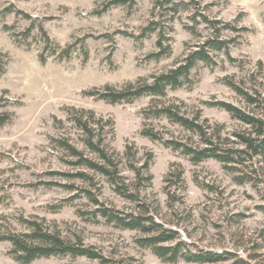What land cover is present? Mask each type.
Wrapping results in <instances>:
<instances>
[{
  "label": "rangeland",
  "instance_id": "374dc122",
  "mask_svg": "<svg viewBox=\"0 0 264 264\" xmlns=\"http://www.w3.org/2000/svg\"><path fill=\"white\" fill-rule=\"evenodd\" d=\"M106 1L0 0V113L9 116L0 124V224L20 231L23 226L18 224V217L34 215L44 218L48 225L56 224L63 234L80 236L84 244L129 264H205L164 262L135 244L138 232L116 228L101 219H86V214L78 216V210L92 209L78 189L41 184L81 186L77 179L68 177L75 168L53 138L69 137L81 148L80 132L66 120L65 109L84 108L113 120L114 135L108 143L115 151L122 152L131 143L139 158L152 154L151 186L141 194L150 203L155 219L176 230L187 249L232 252L264 264V160L257 161V182L236 184L220 162L208 159L192 163L178 151L140 135V111L150 103L151 96L112 104L84 93L106 85L121 88L128 82L149 80L171 68L208 35L209 28L201 16L218 19L238 28L223 32L226 38L235 40L229 48L235 62L230 63L223 52L212 53L215 65L199 62L181 87L168 89L160 100L183 102L189 115L200 110L211 123H222L224 132L230 135L239 127L238 122L224 110L203 102L220 100L245 107L242 99L224 85L225 77L246 86L253 80L261 81L264 87V76L257 72L260 61L264 74V0H184L188 3L180 6L171 23L170 52L159 59L148 58L157 50L155 33L141 43L119 33L113 35L117 30L138 33L151 17L154 0H136L132 6L121 4L101 11ZM188 26H194L197 33ZM40 27L50 42L44 40ZM100 34L112 37H95ZM68 45H72V51L65 56L62 50ZM144 123L164 135H176L180 130L165 119ZM178 169L183 172L182 192L168 175ZM123 174L131 176L127 169ZM95 181L101 201L118 208L133 207L102 177L96 176ZM166 184L182 196L181 203L174 201L171 207L166 206ZM8 249L9 244L0 241V264H21L7 254ZM232 260L223 264H232ZM28 264L99 263L84 257L51 256Z\"/></svg>",
  "mask_w": 264,
  "mask_h": 264
},
{
  "label": "trees",
  "instance_id": "16d2710c",
  "mask_svg": "<svg viewBox=\"0 0 264 264\" xmlns=\"http://www.w3.org/2000/svg\"><path fill=\"white\" fill-rule=\"evenodd\" d=\"M135 1L108 0L103 4L101 11L121 4L132 6ZM189 1L196 2L195 0ZM187 3L184 0H154L151 17L138 33L117 30L113 35L119 33L141 43L150 34L155 33L157 50L149 54L148 58L159 59L166 56L170 52L171 23L181 9L180 6ZM195 17L193 16V19ZM201 18L209 28L208 35L188 49L171 68L152 75L149 80L143 78L128 82L121 88L106 85L103 89L93 88L84 93L112 104L151 96L150 103L140 111L143 120L141 136L156 141L173 151H178L192 163L208 159L220 162L223 169L231 174L236 184L255 183L257 172L260 169L257 161L258 159L264 160L263 82L256 83L253 80L250 86H246L243 82H236L230 77L222 79L224 85L242 99L245 107L220 100L203 102L206 106L224 110L231 119L238 122L239 127L230 135L224 132L222 123H211L202 116L200 110L189 115L183 109V102L160 100L165 97L168 89L181 87L188 80L191 70L199 62L208 66L215 65L212 53L223 52L230 63L235 62L229 54V48L235 40L226 38L223 32L228 29L238 31V28L231 23L218 19L212 20L204 15ZM187 29L194 34L197 33L194 26H188ZM30 30L28 28L27 32L29 33ZM40 32L44 40L50 42L42 27H40ZM95 37L111 38L112 34L111 36L100 34ZM71 51L72 45L62 50L65 56H69ZM257 68L258 74L264 76L263 65L260 61L257 62ZM253 79H256V76ZM65 113L66 120L79 130L82 147L79 148L69 137L65 136L53 138V141L71 159L69 163L75 168V172L68 177L77 179L81 186L57 184L56 182H42L41 184L59 185L71 190L78 189L79 193L92 205V209L87 212L78 210V216L86 214V219L89 218L96 222L101 219L105 224L116 228L138 232L134 238L135 244L149 249L164 262L223 264L233 259L232 264H256L249 260L250 256L238 257L232 252L187 249L185 242L178 240L176 230L165 227L155 219L150 203L141 194L142 190L151 186L152 174L149 172V167L152 154L148 153L145 159L139 158L137 148L131 143L126 144L122 152H117L110 147L108 140L114 135V122L111 118L105 119L96 115L93 110L84 108L66 107ZM8 118V114L0 113V124L6 122ZM148 119H165L180 130L176 135L174 132L164 135L150 124L144 123ZM181 132L185 134H180ZM192 137H195V140H192ZM124 169L130 172V177L123 174ZM182 174V169L168 173L173 177L170 181L180 185L181 192L185 189ZM96 176L102 177L116 195L132 203L133 207L118 208L101 201L98 198L99 187L97 186L98 180L95 181ZM165 181H168V176ZM30 185L36 186V184ZM164 190L167 197L166 206L171 207L174 201L182 202V196L176 195V192L171 191L167 184ZM18 224L23 226V230H14L0 224V241L9 244L7 254L18 263L28 264L42 257L70 256L95 260L99 264H129L122 258L106 256L94 246L84 244L80 236L71 234L72 236L69 237L63 234L56 224L48 225L44 218L34 215L25 218L20 215Z\"/></svg>",
  "mask_w": 264,
  "mask_h": 264
}]
</instances>
